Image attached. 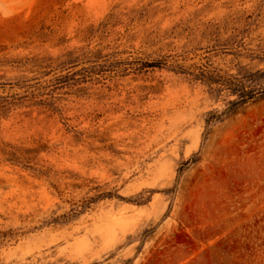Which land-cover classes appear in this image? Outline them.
I'll return each instance as SVG.
<instances>
[{"label": "rangeland", "instance_id": "374dc122", "mask_svg": "<svg viewBox=\"0 0 264 264\" xmlns=\"http://www.w3.org/2000/svg\"><path fill=\"white\" fill-rule=\"evenodd\" d=\"M0 264H264V0H0Z\"/></svg>", "mask_w": 264, "mask_h": 264}]
</instances>
